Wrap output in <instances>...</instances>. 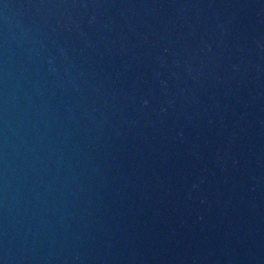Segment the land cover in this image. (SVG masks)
Segmentation results:
<instances>
[{
    "label": "water",
    "instance_id": "1",
    "mask_svg": "<svg viewBox=\"0 0 264 264\" xmlns=\"http://www.w3.org/2000/svg\"><path fill=\"white\" fill-rule=\"evenodd\" d=\"M0 264H264V0H0Z\"/></svg>",
    "mask_w": 264,
    "mask_h": 264
}]
</instances>
